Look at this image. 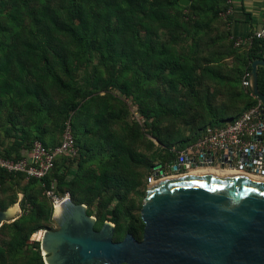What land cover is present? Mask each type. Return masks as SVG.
<instances>
[{
	"label": "trees",
	"instance_id": "16d2710c",
	"mask_svg": "<svg viewBox=\"0 0 264 264\" xmlns=\"http://www.w3.org/2000/svg\"><path fill=\"white\" fill-rule=\"evenodd\" d=\"M21 1L24 8L19 6V0H15V10L11 14L19 29L14 32L15 37L17 38L20 32L24 31V20L21 19L23 16L32 19L36 26V33L30 32L32 36L24 43L21 53L18 54L17 50L8 51L6 56H0V120L1 114L5 111L6 120L9 123L6 127V136L0 140V156L4 158L20 159L23 149L30 151L37 140L46 146H55L62 141L61 139L58 143L49 144L44 138V133L47 131L45 120L53 116L58 108L49 91V87L55 86L50 83V79L54 76V66L51 64L50 56L65 63L70 54V46L60 38L61 35L68 37L69 41L76 45H92L99 50H102L100 43L114 51L117 46H120L119 56L131 61L139 57L152 70L149 75L157 80L160 88L156 91L150 89V92L156 94L159 108L149 113L143 103L141 112L145 117L146 125H149L150 119H154L150 125L153 127L157 140L164 143L156 164L165 165L175 158L178 152L195 143L208 127H220L233 122L245 110L259 103L242 82L244 75L251 72L252 61L264 60V43L260 40L253 39L246 53L247 65L241 79V86L247 100L243 101L242 106L235 103L231 105L222 103L219 106L210 103L219 95V90L213 89L212 84H207V80L212 82L217 79L219 71L215 72L206 65V58L200 59L197 55H192L189 62L184 61L180 56L168 55L174 48H168L165 45L162 50L156 51L150 32H144L150 24H156L157 30L154 35L159 37L161 29L171 26L170 23H166L167 16L164 14L162 0H90L96 3L95 12L93 8L87 7L88 0H70L68 8H65L63 4L53 6L51 0H47L40 6L33 0ZM175 1L177 4L180 2V0ZM207 1L212 4L211 10L215 11V16L221 15L228 8V0ZM200 3L205 4L206 0H200ZM222 3L223 6H221ZM178 27L179 25L174 26L172 32H176ZM143 33L148 35L147 42L143 40ZM4 45H6L4 40L0 39V50ZM136 45H140L142 49H136ZM181 52L183 54V51ZM258 76L259 89L264 94V67H259ZM58 81L66 88L69 86L60 78ZM122 89L124 90L123 87ZM70 92L71 100L58 111L60 116L66 118L62 134L67 122H70L73 127L79 158L75 161L67 158L59 159L51 174L42 180L27 179L23 173L0 169V183H16L26 179L30 186H41L45 191L55 180L56 186L68 188L67 192L76 203L90 205L97 197L107 198L108 203L117 200L116 206L107 211L108 215H111L110 221L116 224L114 239L121 241L130 233L136 239L142 240L144 223L141 217L136 218L131 214L134 201L129 198L130 193L140 184V177L132 178L128 170L127 174L122 171L124 168L128 169L130 161L135 159V149L123 141L114 143L112 134H108L105 140L107 144L113 145L112 159L102 167L99 173L84 172L78 176L82 166V151H90L91 142L86 139L81 147V141L77 140L76 134L82 127L85 131H89L90 110L94 100H86L87 92H80L79 88L70 87ZM73 94H76L78 99H75ZM204 95L209 100L210 113L215 121L208 125L206 120L201 121L197 126L200 130L194 140H181L176 147H173L170 140L179 134L175 130L174 120L190 110L191 107L188 106L190 99L199 103ZM165 121L167 124H164ZM95 122L100 128L107 130V123L103 118H96ZM2 140H11L12 144L5 146ZM25 142L28 143L24 144ZM152 146L150 144V147ZM140 158L142 167L148 172L156 165L150 164V160L144 155ZM72 172L74 174L70 177ZM28 206H30L29 209ZM21 207L24 213L35 209L37 216L43 212L35 199L27 195ZM0 208L6 209L7 206L0 202ZM121 210H124L128 216L125 231L121 229ZM14 226L21 233L26 230V227L18 226L16 223ZM19 235L20 242L13 248L27 244L25 237ZM37 248L40 249L39 243L34 247V249ZM36 254L39 255V251ZM0 255H2L1 249ZM39 264L44 263L40 260Z\"/></svg>",
	"mask_w": 264,
	"mask_h": 264
},
{
	"label": "rangeland",
	"instance_id": "374dc122",
	"mask_svg": "<svg viewBox=\"0 0 264 264\" xmlns=\"http://www.w3.org/2000/svg\"><path fill=\"white\" fill-rule=\"evenodd\" d=\"M33 1H36L40 6L47 0ZM14 2L15 0H0V39H3L6 44L0 50L1 57L6 56L8 51L17 50L18 54L21 53L24 43L32 36L30 32L36 33V26L32 19L23 16L21 19L24 20V31L20 32L17 38L15 37L14 32L19 29L11 15L15 10ZM18 3L23 9V2L19 0ZM51 4L53 6L63 4L65 8H68L70 0H51ZM86 5L89 9L93 8L94 12L97 10L96 3L90 0ZM162 5L164 14L167 16L166 23H170L171 26L161 29L159 37L154 35L157 30L156 24H150L144 31L150 32L156 51L162 50L165 45L168 48H174L168 55L180 56L184 61L189 62L192 55H197L200 59L206 58L205 64L215 72L219 71L215 81L207 80V84H212L213 89L219 90V95L210 103L219 106L222 103L230 105L235 103L242 106L243 101L247 100L241 86V79L247 65L246 53L249 46L236 45V40L232 38L228 28V19L222 18L219 14L215 16V11L211 10L212 4L207 0L205 4L200 3V0H190L188 6H183L180 2L177 4L175 0H162ZM192 6L195 7L192 8ZM176 25H179L178 30L172 32V28ZM143 36V40L147 42L148 35L143 33ZM60 38L70 46V54L65 63L55 59L52 55L50 56L51 64L54 66V76L50 79V83L55 86L49 87V91L58 108L53 116L45 120L47 131L44 133V138L49 144L61 141L62 128L66 118L60 116L58 109L71 100L70 87L79 88L80 92L86 91V100H94L90 110V127L89 131H85L83 127L80 128L76 135L77 140L81 141V147L86 139L90 140L91 150L82 151V166L78 176L84 172L99 173L102 167L112 159L113 145L107 144L105 140L108 134H112L111 138L114 143L123 141L126 145L134 148L135 159L130 161L128 169L124 168L122 171L127 174L128 170V174L132 178L140 177V184L129 195V198L134 201L131 214L140 218L148 188L147 177L151 172L142 167L140 157L146 156L150 160V164L155 165L158 163L157 157L159 153H162V145H164L157 140L153 127L150 125L154 119H150L149 125H146L145 117L141 112V104H145L149 113L159 108L156 94L151 93L150 89L156 91L160 86L157 80L149 75L152 70L142 62L141 58L138 57L135 61H131L126 57L119 56L120 46H117L114 51L100 43L102 50H99L92 45H76L70 42L68 37L62 35ZM136 47L138 50L142 49L140 45H136ZM58 78L68 83L69 86L67 88L62 86ZM74 96L75 99H78L76 94ZM188 106L191 107L190 110L185 111L173 122L177 134L179 133L170 140L173 147H176L181 140H194L200 130L197 126L201 121L206 120L207 125L215 121L210 113L209 100L206 95L202 96L199 103L190 99ZM96 118L104 119L107 123V130H103L96 122L94 123ZM164 124L167 122L165 121ZM8 126L4 111L0 120V140L6 136V127ZM162 138L165 141V138ZM150 144L153 146L150 147ZM25 149L23 150L26 151ZM73 169L75 170L74 167ZM71 174L70 177L74 173ZM55 191L57 194L65 196L68 193V188L56 186ZM26 195L31 196L35 199L36 204L41 206L43 212L40 216H37L35 209L23 212L21 203ZM107 201V198L97 197L90 205L85 204L89 215L97 219V230H100L106 221H110L111 215H108L107 211L112 210L117 204V200H113L111 203ZM0 202L7 208L18 203L22 210L21 216L16 221L5 223L0 228V249L2 250L0 264H39L40 260L43 261V257L40 249H34L38 242L30 243L29 241L33 234L40 230L58 229L52 219L54 207L45 195L44 189L41 186H30L26 179L16 183H0ZM120 217L121 229L125 231L128 216L124 210L120 211ZM15 223L18 226L26 227V230L23 233L19 232L14 226ZM19 234L25 237L27 244L13 248L20 242ZM37 251H39V255L36 254Z\"/></svg>",
	"mask_w": 264,
	"mask_h": 264
},
{
	"label": "water",
	"instance_id": "95a60500",
	"mask_svg": "<svg viewBox=\"0 0 264 264\" xmlns=\"http://www.w3.org/2000/svg\"><path fill=\"white\" fill-rule=\"evenodd\" d=\"M259 67L264 60L254 59L249 91L264 113ZM21 212L18 203L0 208V228ZM52 219L57 230H40L29 241L40 244L44 264H264V180L245 175L194 173L149 185L142 240L128 233L116 241L110 221L97 230L87 206L70 196Z\"/></svg>",
	"mask_w": 264,
	"mask_h": 264
},
{
	"label": "built area",
	"instance_id": "2783aa9c",
	"mask_svg": "<svg viewBox=\"0 0 264 264\" xmlns=\"http://www.w3.org/2000/svg\"><path fill=\"white\" fill-rule=\"evenodd\" d=\"M227 3L229 4L230 0ZM231 12L232 9L228 7L221 16L227 17ZM253 39L264 43V20L262 26L254 32L251 40ZM245 42L243 39L236 40V45L242 46ZM250 73L244 75L242 82L248 89ZM262 111L263 106L259 102L256 106L245 110L233 122L220 127H208L195 143L178 152L175 158L165 165L156 164L147 177L148 186L202 170H228L264 180V113ZM61 158L71 161L79 158V150L70 122L65 124L62 141L58 145L46 146L37 140L29 153L20 159L0 156V169L23 173L27 179L42 180L51 174ZM56 184L54 180L50 187L45 189V195L53 207L70 196L69 193L65 196L57 194Z\"/></svg>",
	"mask_w": 264,
	"mask_h": 264
},
{
	"label": "crops",
	"instance_id": "0c3cea01",
	"mask_svg": "<svg viewBox=\"0 0 264 264\" xmlns=\"http://www.w3.org/2000/svg\"><path fill=\"white\" fill-rule=\"evenodd\" d=\"M228 7L232 9L231 14L227 17L222 16V18L228 19V28L232 38L243 39L246 41L244 45L250 47L254 32L263 24L264 0H230ZM2 143L10 146L12 141L2 140ZM28 153L29 151H22L21 156Z\"/></svg>",
	"mask_w": 264,
	"mask_h": 264
},
{
	"label": "bare ground",
	"instance_id": "6f19581e",
	"mask_svg": "<svg viewBox=\"0 0 264 264\" xmlns=\"http://www.w3.org/2000/svg\"><path fill=\"white\" fill-rule=\"evenodd\" d=\"M200 173H210V174H235V175H242L240 173H236V172H233V171H224V172H219V171H204V172H200ZM58 209V208H56Z\"/></svg>",
	"mask_w": 264,
	"mask_h": 264
},
{
	"label": "flooded vegetation",
	"instance_id": "af4514ba",
	"mask_svg": "<svg viewBox=\"0 0 264 264\" xmlns=\"http://www.w3.org/2000/svg\"><path fill=\"white\" fill-rule=\"evenodd\" d=\"M206 172V171H208V170H202V171H197V172H195V173H200V172ZM227 171V170H226ZM219 172H224V171H219ZM194 174V173H193Z\"/></svg>",
	"mask_w": 264,
	"mask_h": 264
}]
</instances>
